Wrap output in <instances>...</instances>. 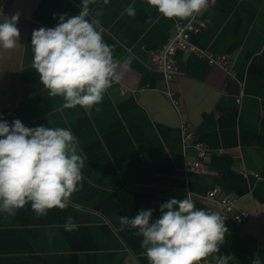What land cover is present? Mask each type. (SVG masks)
I'll return each mask as SVG.
<instances>
[{"label":"crops","instance_id":"1","mask_svg":"<svg viewBox=\"0 0 264 264\" xmlns=\"http://www.w3.org/2000/svg\"><path fill=\"white\" fill-rule=\"evenodd\" d=\"M81 0H0L3 16L20 14V39L11 50L0 49V118L19 119L27 127H63L77 138L86 157L82 188L65 210L37 217L30 203L14 216L0 212V264H149L143 237L121 224L140 210L153 209L171 198L191 193L196 208L218 212L205 195L219 187L250 218L229 232L216 256L232 262L264 264V0H215L201 14L202 31L191 37L201 50L226 53L228 75L204 57L180 49L170 82L179 110L165 94L163 74L154 69L152 54L174 32L178 19H166L146 0H97L90 6L104 29L114 57L132 56L131 69L113 83L103 100L85 114L63 108L51 97L32 68L31 35L55 27L61 14L78 15ZM134 5L136 15L125 9ZM3 14V15H2ZM55 14V18H54ZM184 118L195 141L207 145L206 173L187 181L185 158H197L195 147L182 146ZM77 207L80 209L77 210ZM78 225L66 231L67 218Z\"/></svg>","mask_w":264,"mask_h":264},{"label":"clouds","instance_id":"2","mask_svg":"<svg viewBox=\"0 0 264 264\" xmlns=\"http://www.w3.org/2000/svg\"><path fill=\"white\" fill-rule=\"evenodd\" d=\"M166 19L188 20L206 11L210 0H146ZM97 0H81L78 15L61 14L55 27L34 29L31 35L32 68L51 97H61L63 108L77 106L91 115L104 94L130 71L134 57H114V46L103 39L104 29L90 6ZM106 5L109 0H103ZM215 0H211L214 4ZM125 12L135 17L134 5ZM3 15V14H2ZM0 49L17 47L20 14L3 16ZM55 18V14H54ZM97 112L100 111L95 107ZM86 157L77 138L63 127H27L21 120L11 124L0 118V212L14 216L30 203L37 217L49 210H65L71 197L82 188ZM77 210L80 209L77 207ZM153 209L140 210L133 218L120 217L121 224L136 229L149 264H201L219 252L229 229L225 218L215 211L197 209L191 193L171 198ZM69 216L66 231L78 225ZM230 256H216V264H229ZM252 264H262L257 257Z\"/></svg>","mask_w":264,"mask_h":264},{"label":"built area","instance_id":"3","mask_svg":"<svg viewBox=\"0 0 264 264\" xmlns=\"http://www.w3.org/2000/svg\"><path fill=\"white\" fill-rule=\"evenodd\" d=\"M144 1V0H143ZM211 4V0H210ZM205 22L195 16L188 21H180L174 27V32L168 37V39L161 45L159 50H156L152 54L153 66L158 72L163 74V78L166 84L165 94L169 98L170 102L178 110L179 100L175 95L174 90L170 87L171 80L175 77L177 71L176 55L178 50L184 49L191 51L199 57H204L208 60L210 65L221 67L228 75L231 74V58L226 53H214L209 50H201L197 45H194L191 41L193 34L202 31L205 26ZM180 131H182V146L185 149L195 147L197 150V158H185L184 174L187 175V181L189 176L193 172L206 173L208 169V163L205 162L209 149L207 145L202 142L195 141L194 131L190 128V124L184 119L180 122ZM206 199L215 202L218 207V213L225 219H231L236 225L242 224L250 218V212L244 209L236 210L235 201L226 195L219 187H211L205 195ZM201 264H216V260H204ZM229 264H238L237 262L229 261Z\"/></svg>","mask_w":264,"mask_h":264}]
</instances>
